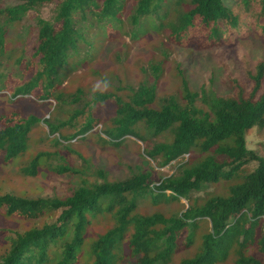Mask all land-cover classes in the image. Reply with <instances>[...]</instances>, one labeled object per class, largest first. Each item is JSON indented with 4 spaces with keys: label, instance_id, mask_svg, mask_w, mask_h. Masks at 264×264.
Listing matches in <instances>:
<instances>
[{
    "label": "trees",
    "instance_id": "1",
    "mask_svg": "<svg viewBox=\"0 0 264 264\" xmlns=\"http://www.w3.org/2000/svg\"><path fill=\"white\" fill-rule=\"evenodd\" d=\"M17 1L0 8V69L4 59H11L5 48L8 26L20 23L29 11L53 3L52 21L41 16L35 20L30 59L22 62L21 55L14 61L31 73L11 95L24 96L38 89V98L52 100L54 112L85 100L81 87L69 93L59 87L92 52L96 54L108 31L122 32L126 27L123 33L133 40L149 28L166 29L174 43L207 47L241 32L245 16H250L254 27L264 32V0H239L232 8L222 0ZM160 66V62L149 64L151 71L145 74L151 80L144 78L123 93L96 92L81 108L67 112V117L43 122L48 135L56 134L54 144L67 147L70 140L84 139L99 124L93 110L110 100L112 116L101 123L103 140L118 146L126 137H134L158 167L175 162L174 172L155 178L151 171L137 169L128 177L110 180L97 169L101 182L82 179L63 197L0 194V214L32 222L3 238L0 264H123L126 257H134L135 264H171L176 253L193 246L194 252L176 264H215L231 254V264H264L249 251L254 246L264 253V158L247 148L245 137L252 127L264 125V61L247 69L252 82L248 91L232 80L231 97L205 87L191 90L179 66L180 92L159 97ZM5 78L0 72V90ZM115 86L122 88L119 81ZM41 121L33 114L0 115L3 162L22 157L31 130ZM65 128L72 131L63 133ZM54 155L37 151L21 163L18 173L33 177L43 166L59 174L81 172L67 164L53 165ZM250 161L257 166L242 173ZM221 181L226 184L225 193L208 191ZM180 199L188 201L181 210L166 213L159 208ZM148 204L153 210L143 211ZM101 222L106 227L94 231Z\"/></svg>",
    "mask_w": 264,
    "mask_h": 264
},
{
    "label": "rangeland",
    "instance_id": "2",
    "mask_svg": "<svg viewBox=\"0 0 264 264\" xmlns=\"http://www.w3.org/2000/svg\"><path fill=\"white\" fill-rule=\"evenodd\" d=\"M228 8L235 6L239 0H222ZM17 0H0V8L14 6ZM55 5H44L37 11H29L18 24L9 25L5 39L6 51L10 54V61L4 59V67L0 72L6 76L2 90H0V115L17 112L21 117L35 115L42 120L29 134L28 149L13 163H5L0 158V194L14 192L30 197H53L70 194L82 179L101 182L102 178L95 174V170L102 169L110 180H118L128 177L137 169L149 170L155 178L166 176L174 172L175 162L164 167H158L156 162L143 153V144L134 137H126L118 146L106 143L101 132V123L112 116L113 103L110 100L103 101L93 110L94 117L99 119V124L83 138H76L67 143V147L54 144L55 135H48V128L43 119L49 118L53 122L67 117V112L74 108H81L82 104L89 100L96 92L113 91L123 93L129 85L136 86L144 78L151 80L145 73L151 70L149 64L160 62L161 75L156 81V92L159 97L177 95L180 81L177 77L176 67L179 66L186 78L189 88L199 91L201 87L213 90L218 96L231 97L233 95L232 80H236L248 91L252 82L247 76V69H254L258 61H264V32L254 27L253 18L245 16L246 25L241 32H232L216 43L202 47L192 43L180 45L170 41L169 32L156 31L153 28L141 33L139 38L130 39L123 31H108L109 35L102 38L96 54L92 52L89 60L80 63L67 75L59 89L65 93L73 92L81 87L85 100L78 103L64 105L62 110H53L51 99L38 98L40 93L34 89L27 95L12 97L13 88L28 79V72L24 64L15 63L17 57L22 55V62L30 59L35 45V20L41 16L50 21L53 20ZM128 11L121 15L125 20ZM262 22L263 19H260ZM57 25V24H56ZM146 24H144L145 26ZM178 68V67H177ZM119 81L122 88H115V82ZM126 88V89H125ZM68 105V106H67ZM65 110V112H62ZM68 110V111H67ZM83 116L80 121H84ZM72 129H62L63 133H69ZM48 137V138H47ZM246 146L248 149L264 158V125L254 126L246 132ZM64 143V142H62ZM44 150L54 152L53 165L67 164L81 172L56 173L49 166L40 168L36 176H22L18 173L21 163L27 161L37 151ZM88 168L85 169V164ZM257 166L256 161H250L243 166L242 173L252 171ZM225 182L212 184L208 191L225 193ZM202 193H199L201 195ZM195 196L198 194H194ZM188 204L185 199L169 204H160L162 211L174 212L181 210ZM148 209L153 207L148 204ZM32 224L19 217H6L0 214V251L2 252L3 238L13 235ZM106 227L105 222L94 225L96 232ZM207 228V226H205ZM249 251L264 262V253L256 247ZM0 252V253H1ZM194 246L182 249L173 258L171 264H176L183 256L191 255ZM233 255H229L225 261L215 264H231ZM134 257L123 261V264H135Z\"/></svg>",
    "mask_w": 264,
    "mask_h": 264
}]
</instances>
